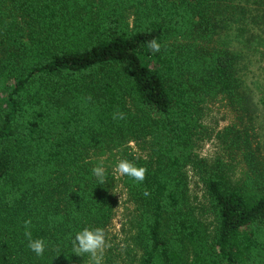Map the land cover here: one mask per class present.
I'll list each match as a JSON object with an SVG mask.
<instances>
[{
  "label": "trees",
  "instance_id": "1",
  "mask_svg": "<svg viewBox=\"0 0 264 264\" xmlns=\"http://www.w3.org/2000/svg\"><path fill=\"white\" fill-rule=\"evenodd\" d=\"M242 17L261 32L249 33L250 45L264 48V0H0V264H77L76 233L105 230L115 180L105 169L99 183L98 164L86 160L92 150L148 169L143 183L122 177L136 207L139 264L261 263L256 142L240 127L219 135L248 169L236 183L193 152L208 99L225 98L249 119L256 112L237 55L211 46ZM256 89L264 106V87ZM138 139L147 160L129 152ZM191 168L216 222L211 236L190 205ZM27 220L32 239L46 243L42 256L27 247Z\"/></svg>",
  "mask_w": 264,
  "mask_h": 264
},
{
  "label": "rangeland",
  "instance_id": "2",
  "mask_svg": "<svg viewBox=\"0 0 264 264\" xmlns=\"http://www.w3.org/2000/svg\"><path fill=\"white\" fill-rule=\"evenodd\" d=\"M126 18L131 25V14L127 13ZM219 32L211 46L227 48L237 55L239 76L244 88L249 89L256 112L249 119L237 113V110L234 111L225 98L208 99L201 106L200 130L194 142L193 152L198 160H205L210 165L219 161L222 172L228 174L227 180L236 183L246 178L248 169L236 147L233 145L228 147L227 141L219 135L229 127L246 129L252 140L256 142L254 146L258 147L260 156L263 157L261 166L264 168V106L260 103V95L256 89V84L264 87V48L262 44L257 45V42L253 44V47L250 45L249 41L255 40L249 36V33L254 32L256 36L261 33L258 25L253 22V19L251 21L250 17H242L239 22L232 21ZM145 141L146 139L142 141L138 139L128 143L129 152L135 159H148L149 146L147 143L143 145ZM117 153L118 151L92 150L86 158L93 164H102L111 172L115 180V188L112 191L115 206L111 220L105 228L112 247L106 251L103 264H139L141 250L135 243L138 235L136 207L128 199L122 185V177L117 178L113 171L119 161ZM187 171L188 197L193 214L211 236L216 222L209 209L201 178L192 168ZM121 245L124 247L122 248ZM260 261V264H264V256ZM77 264H91L89 256L87 254L82 257L77 256Z\"/></svg>",
  "mask_w": 264,
  "mask_h": 264
},
{
  "label": "clouds",
  "instance_id": "3",
  "mask_svg": "<svg viewBox=\"0 0 264 264\" xmlns=\"http://www.w3.org/2000/svg\"><path fill=\"white\" fill-rule=\"evenodd\" d=\"M149 49L153 52H159L161 45L155 40L148 42ZM114 118H117L114 115ZM119 119H124V114L119 113ZM117 178L129 177L137 183H143L146 179L148 169L143 166H137L133 161L127 159H121L115 165L113 169ZM93 174L98 178L100 184L106 181V170L101 165H98L92 169ZM144 196H149L150 193L147 189L143 192ZM31 225V221L24 222L25 237L28 239L27 247L29 250L35 253L37 257L42 256L46 249V243L42 238L32 239L31 232L28 231V227ZM73 253L77 256H83L87 254L90 258L91 264H103L106 251L112 247V243L107 238L106 232L102 228H84L80 232L76 233L74 240L72 241ZM123 248L124 246L121 245Z\"/></svg>",
  "mask_w": 264,
  "mask_h": 264
}]
</instances>
